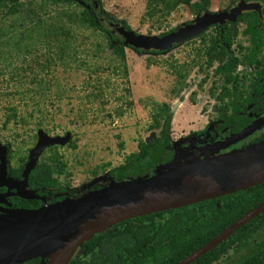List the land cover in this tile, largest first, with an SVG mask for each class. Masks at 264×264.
<instances>
[{"label":"rangeland","instance_id":"obj_1","mask_svg":"<svg viewBox=\"0 0 264 264\" xmlns=\"http://www.w3.org/2000/svg\"><path fill=\"white\" fill-rule=\"evenodd\" d=\"M230 1L216 0L207 13L227 11ZM100 2L97 9L103 8L114 21L106 18L105 26L123 28L120 23L126 22L139 36L157 38L192 21L185 7L159 23L146 16L148 0ZM75 9L48 5L42 10L39 2L23 0L19 14L0 13V142L12 151L13 160L8 165L13 168L22 156L29 159L40 133L51 139L69 134L76 148L69 147L70 141L56 146L68 166V175L61 182L68 191L81 193L95 179L108 180L109 172L137 153L142 141L159 134L160 130L152 131L150 127L165 104L173 112L171 128L175 145L201 129L215 104L211 102L210 89L213 83L220 87L222 81L212 74L216 64L209 69V79L200 89L205 73L198 66L205 65L206 57L197 54L196 46L183 43L161 56L140 55L126 48L128 77L112 71L102 73L103 91L99 94L94 87L97 77L89 80L91 69L117 65L112 51L104 50L98 61L90 62L89 68L81 64L70 66L68 61L60 60L58 45L49 32L52 26L68 24L59 14ZM38 18L42 20L39 27ZM79 39L84 42L82 50L95 51L91 32H81ZM173 68L183 73L188 71L185 83L189 88L180 82ZM194 93L195 104L191 101ZM50 155L47 152L45 157ZM95 171L98 177L94 176ZM247 253L244 251L242 255Z\"/></svg>","mask_w":264,"mask_h":264},{"label":"trees","instance_id":"obj_2","mask_svg":"<svg viewBox=\"0 0 264 264\" xmlns=\"http://www.w3.org/2000/svg\"><path fill=\"white\" fill-rule=\"evenodd\" d=\"M27 1L39 2L42 10H45L48 5L55 7L66 5L76 8L74 11L59 14L60 19L66 18L68 24L62 23L49 28L51 36L55 38L54 41L58 45L60 60L68 61L70 66L81 64V66L89 68L90 62L98 61L104 54V50L105 52L106 50L112 51V56L118 63L117 65L108 69L90 68L89 80L95 79V76L98 80L95 81L96 85H94L96 92L100 94L103 91L100 89L102 87L100 81L102 73L112 71L115 75L128 77L125 40L116 32L115 28L110 27V24L105 26L106 18L111 16L103 8L100 10L96 8V4L101 7L100 0ZM215 1L148 0L146 16L150 20L156 19L160 23L161 20L171 17L173 13L185 7L190 15L199 17L204 15ZM262 1L264 2V0ZM22 7L23 0H0V13H4L6 16L19 14ZM112 19L110 18L114 23ZM41 22L42 20L39 19L38 27ZM116 24H119L118 21ZM120 24L130 31L126 22ZM190 24L193 22H188L187 25ZM231 26L235 27L234 24ZM178 29L180 28L172 29L159 37L176 32ZM81 32H91L95 39V51L82 50L81 45L84 42L79 39ZM218 34V37L212 34H203L200 39L203 41L204 48L211 52L210 62L219 63L216 70L217 75L223 76L226 84H232L234 68L239 63H234L231 58L229 60L221 54L213 56L212 49L216 50L217 46L220 45L225 54L226 48L222 44L231 47L239 32L238 29L235 30L226 26ZM218 38L220 41L217 42ZM90 39L91 37H87V40ZM177 47L178 45L174 49ZM128 48L137 54H144L142 50L133 47ZM169 52L152 51L150 53L154 56H161ZM84 55H86L84 57L86 59H83ZM173 69L179 76L180 82L189 88L185 83L187 82L188 71L183 73V71ZM206 80L201 83L200 89H203ZM214 87H217L216 83ZM223 89L225 91V88ZM195 94L191 99L193 104H195ZM172 121L173 114L170 106L165 104L160 107L150 127L152 131L160 130L159 134L154 133L147 141H142L139 144V151L130 155L123 165L112 169L108 174L109 178L114 180L116 184L148 179L156 176L162 168L172 164L174 162V155L171 150L174 145L172 142ZM263 140L264 138H260L253 143L256 144ZM69 147L76 148L74 141H70ZM58 150L59 148L56 146L48 148L29 178V189L37 192L45 199L52 197L53 204L65 200L66 195L63 193H68L61 182V178L68 175V166ZM47 152L51 154L48 158L45 157ZM11 160H13L12 151L8 147V161ZM27 162L28 156H22L16 167L9 168V176L13 179H20ZM105 171L106 169H103L104 174ZM93 174L95 177L99 176L96 171ZM102 184L96 185L95 191L108 187H100ZM6 190V188H0V192ZM61 197L65 199H59ZM9 201L14 209L37 210L44 206L41 201H27L18 197H13ZM263 203L264 184L226 197L129 220L96 235L91 241L85 243L70 264H180ZM244 251L249 253L242 255ZM194 264H264V213Z\"/></svg>","mask_w":264,"mask_h":264},{"label":"water","instance_id":"obj_3","mask_svg":"<svg viewBox=\"0 0 264 264\" xmlns=\"http://www.w3.org/2000/svg\"><path fill=\"white\" fill-rule=\"evenodd\" d=\"M257 7L242 1L231 12L206 13L193 24L182 26L164 37L139 36L124 27L116 28V32L124 38L126 48L133 47L144 54L170 51L176 45L204 34L214 25L236 22L243 12ZM250 132L241 134L235 141ZM70 139L69 134L65 138L51 139L40 133L20 179L9 176L8 148L0 142V188L7 189L6 193L0 194V264H22L38 258L48 259V264H70L85 243L123 222L226 197L264 184L263 141L203 160L184 162L177 158L148 179L121 184H116L109 176L108 180L95 179L88 189L108 181L111 185L37 210L10 208V197L45 200L29 190L30 175L47 148L63 146ZM263 213L264 203L180 264H194Z\"/></svg>","mask_w":264,"mask_h":264},{"label":"flooded vegetation","instance_id":"obj_4","mask_svg":"<svg viewBox=\"0 0 264 264\" xmlns=\"http://www.w3.org/2000/svg\"><path fill=\"white\" fill-rule=\"evenodd\" d=\"M242 1L247 4H255L258 7L254 10L243 12L234 23L227 21L224 25H214L204 33L218 37V32H221L226 26H230V28L235 30L238 29L239 34L237 38L233 40L231 47L222 44L223 47L226 48L225 54L223 53L224 51L221 50L220 45L217 46L216 50L212 49L213 56H219L221 54L229 60L231 58L232 62L239 63L234 68V81L232 84H226L224 77L217 75L216 70L219 63L216 61L213 63L210 62L211 52H208V50L204 48L203 41L200 39L203 34L183 44L196 46L197 54H199L200 57H206L205 65L200 64L198 66L199 70L201 71L202 69L201 72L205 73V78L201 82H205L206 79H209V69L217 64V68H215L212 74L220 78L222 84L220 87L215 88V83H213L210 89L209 93L212 97L211 102L215 104L213 105L212 111H210L211 114L207 119L206 125L200 127L202 130L193 131L187 135L184 140L178 143V145L173 143L174 145L171 149L174 155L173 160L177 158H180L184 162L190 159L203 160L206 157H216L228 154L232 151L242 150L264 141H260L256 144L253 143L255 140L264 138V2L262 0H232L229 2L230 4L228 7H226L225 10L227 11L225 12H231V10L236 8ZM209 10L207 12H209ZM191 16L192 21L188 22H194L195 18L198 17L195 15ZM241 19L242 21H240ZM188 22L186 24H188ZM232 24H234L235 27L231 26ZM250 31H252V33H250ZM218 41H220V38L217 39V42ZM179 46L180 45H178V47ZM223 88H225V91ZM217 91H219L218 94ZM248 131L251 132L246 137L235 141L237 137ZM210 151L214 152V154H207ZM109 182L110 181L102 184L100 187H109ZM94 188L95 186L91 189L86 187L81 193L77 191H68L65 188L68 193L63 194L66 195V199L69 197L76 199L83 194L95 191ZM6 192L7 190L5 192H0V194ZM11 198L13 197L8 198L9 203ZM62 198L64 197L59 199ZM41 202H43L44 205L54 203L52 197L46 198ZM10 208H13L11 203ZM48 263V259L43 260L38 258L22 264Z\"/></svg>","mask_w":264,"mask_h":264}]
</instances>
